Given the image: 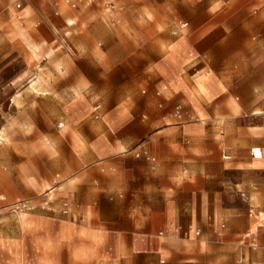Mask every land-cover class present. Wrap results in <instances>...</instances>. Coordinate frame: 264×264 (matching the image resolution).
<instances>
[{
    "label": "crops",
    "instance_id": "obj_1",
    "mask_svg": "<svg viewBox=\"0 0 264 264\" xmlns=\"http://www.w3.org/2000/svg\"><path fill=\"white\" fill-rule=\"evenodd\" d=\"M20 1L13 0L12 15L18 12ZM49 1L54 6L47 14L56 19V25L48 23L42 31L52 42L59 30H73L74 37L89 50L81 58L70 55L74 66L85 60L100 79L98 83L91 78L88 86L74 88L75 96L64 101L65 95L60 101V112L78 130L81 149L74 155L80 172L59 187L58 195L71 199L80 210V224L18 214L9 229L20 236L0 233V264H153L164 253L176 256L174 264H202L192 258L197 257L196 252L216 247L221 223L226 225V236L219 249L227 241L246 236L250 247L256 246L257 254L264 257V219L257 216L236 224L231 218L240 210L244 194L264 192L258 184L248 183L251 177H264V117H255L257 104L251 111L243 112V106L236 111L231 100L246 96L238 82L258 81L261 60L255 56L244 64L224 63L209 48L202 57L203 75L192 88L181 74L194 58L186 40L173 43L167 52L154 43L161 58L140 59L148 89L142 95L136 90H119L112 72L118 64L111 52L99 51L98 26L71 7L76 0ZM235 1L220 13L224 20L219 28H231L228 18L241 19L237 23L246 35L241 46L249 50L253 43L248 37L264 33V0ZM255 8L258 10L252 14ZM142 35L131 33L130 44L144 47L148 43ZM2 40L9 56L30 66L45 48L30 23L14 21ZM221 45L229 43L225 40ZM179 94L192 107L188 113L197 116V121L175 120ZM100 96L105 97L106 111L97 103ZM113 97L114 104L109 106ZM98 104L102 106L101 121H91ZM16 184L18 180L0 163V205L20 200ZM257 209L264 211V201ZM194 228L203 232V243H189Z\"/></svg>",
    "mask_w": 264,
    "mask_h": 264
},
{
    "label": "rangeland",
    "instance_id": "obj_2",
    "mask_svg": "<svg viewBox=\"0 0 264 264\" xmlns=\"http://www.w3.org/2000/svg\"><path fill=\"white\" fill-rule=\"evenodd\" d=\"M235 0H76L71 7L85 16L89 24L94 23L100 30L102 53L111 52L118 64L112 71L115 75L116 88L119 90H136L140 95L148 89L147 82L142 78L140 59L146 57L154 60L161 58L158 49L153 45L160 43L162 52H167L169 46L181 39L186 40L193 52L194 58L182 68V78L192 88L195 80L203 75V55L211 48L212 56L224 63L228 60L233 64L245 63L251 57L257 56L260 61L258 81L238 82L239 90L246 93L244 98L233 97L232 106L236 111H251L255 117H264V33L253 34L249 50L241 44L246 35L241 19L228 18L231 28L220 29V13L231 8ZM16 4V3H15ZM13 0H0V163L4 165L14 181L19 201L0 205V233L7 237H18L10 231L9 225L18 214L29 213L38 219L72 220L80 224V210L71 199L59 198V187L74 178L79 172L74 155L81 149L78 130L70 126L66 115L60 112V101L65 95L72 98L80 87L89 85L95 78V70L89 68L85 60L76 62L74 66L70 55L81 58L89 53L87 45L81 39L74 37V31L67 28L59 30L57 38L42 31L48 23L56 25V19L48 16L47 11L54 3L49 0H21L18 2V12L11 14ZM258 8L253 9L255 14ZM14 21L22 25H33L45 48L39 53L30 66L21 58L9 56L8 46L2 40L3 33H9ZM66 25L69 27L68 22ZM143 34L145 42L141 47L130 44V34ZM229 46L221 45L224 41ZM75 44V45H74ZM73 48V49H72ZM140 57V58H139ZM218 65L216 70L218 72ZM72 70V72H70ZM181 84V83H180ZM253 90V92H251ZM256 91V92H254ZM67 92V94H66ZM253 93V95H251ZM117 95H115L116 97ZM115 97L110 99L109 106L114 104ZM187 111L192 110L185 97L179 94L175 97ZM105 97H98L97 103L106 107ZM95 103V104H97ZM126 102V105H129ZM176 103V104H177ZM94 104V105H95ZM190 122L197 121V116L190 113ZM220 119V115H218ZM91 121L96 120L94 115ZM176 120V119H175ZM264 154V150L262 151ZM261 157L260 150L255 151ZM11 172H10V171ZM250 185L258 184L259 190H264V177H251ZM254 183V184H253ZM19 190V192H18ZM54 191L53 193H51ZM54 196L53 200L50 196ZM264 201V192L243 195V204L236 216V224L245 223L257 216L264 219V211L257 209ZM194 228L190 232L189 243L205 239L203 232ZM226 236V225L221 223L218 231L216 247L212 250L196 252L192 260L202 264H264V257L257 254L256 246L251 248L250 238L242 236L237 242L227 241L223 249L218 246L221 238ZM166 239V238H164ZM165 243L169 244L166 240ZM194 253V252H193ZM205 253V254H203ZM256 253V254H255ZM206 255V256H205ZM176 256L163 254L153 264H174ZM189 263V262H186Z\"/></svg>",
    "mask_w": 264,
    "mask_h": 264
},
{
    "label": "built area",
    "instance_id": "obj_3",
    "mask_svg": "<svg viewBox=\"0 0 264 264\" xmlns=\"http://www.w3.org/2000/svg\"><path fill=\"white\" fill-rule=\"evenodd\" d=\"M94 114H95V119L100 120L102 118V106L101 105H96L94 107ZM174 117L177 121L180 123H187L189 122L188 119L191 118L190 113L184 108L182 104H178L175 107V112H174ZM189 234L187 233V236ZM200 235V232H197V236ZM162 264L164 261L161 262Z\"/></svg>",
    "mask_w": 264,
    "mask_h": 264
}]
</instances>
